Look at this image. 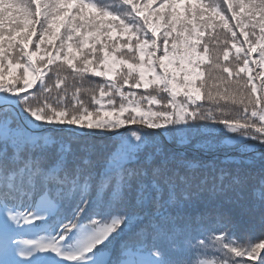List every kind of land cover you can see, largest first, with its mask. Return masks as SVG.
Wrapping results in <instances>:
<instances>
[{"label": "snow or ice", "instance_id": "snow-or-ice-1", "mask_svg": "<svg viewBox=\"0 0 264 264\" xmlns=\"http://www.w3.org/2000/svg\"><path fill=\"white\" fill-rule=\"evenodd\" d=\"M165 139L264 149V0H0V264H264V151Z\"/></svg>", "mask_w": 264, "mask_h": 264}, {"label": "trees", "instance_id": "trees-1", "mask_svg": "<svg viewBox=\"0 0 264 264\" xmlns=\"http://www.w3.org/2000/svg\"><path fill=\"white\" fill-rule=\"evenodd\" d=\"M111 2V0H109ZM234 53V50H233ZM232 58V53H230V59ZM55 81L53 80V83ZM103 82V78L99 77H91L90 82L85 84V88H95L99 83ZM127 91V89H125ZM138 96L145 94L143 89L136 90ZM148 91H151L154 95H157L158 99H161L162 102H166L167 94L163 92H159L155 89H149ZM98 94V93H97ZM69 96H71V91L69 92ZM81 96L85 99V102L87 103L88 100H90L89 96H86L83 92L81 93ZM117 104L119 103V97H116ZM201 103L204 104L205 109L212 108L215 109L218 107V105L214 104L210 101H202ZM220 105L224 106V111L229 117H234L237 115L238 108L237 106H233L230 103L225 104L224 101L220 102ZM94 107V105H90V108ZM154 108L156 106H153ZM217 117H219V113H216ZM211 123V122H208ZM128 127L131 128H137L139 126L137 125H129ZM123 129H121L122 131ZM234 135L231 133L225 132L223 135L220 133H217V136L219 137L220 141H225L229 138V136ZM104 142L108 144L109 146L112 145L113 141L105 139ZM164 144L168 147H175L180 153H182L184 156H186L189 160L193 162H203L207 167L203 168L198 172V175H204L207 176L209 179V183L211 184L212 176L219 173L220 169H224L225 171H246L252 175H255L259 171V152L264 151V149H260L257 145L258 151L256 153L249 152H243V150H240L238 147H235L233 145H222L221 150L216 152H206L197 145L201 143L198 139H193L191 143L187 145H175L173 143H170L167 139H165ZM253 143V142H249ZM255 157V159H253ZM244 161V163H241ZM199 212H203L206 216L211 214V209L213 207L212 201L208 198L207 195L199 202L198 204ZM199 213H197L198 215ZM259 229H257V232ZM192 235H196V225H193ZM237 235L241 238V240L244 239L243 237V231L238 232ZM196 241L194 240L193 243ZM215 259V256L212 254L211 250H209L207 255L197 254L195 250H191L185 254L183 257L185 264L189 260L193 261L194 264L199 259Z\"/></svg>", "mask_w": 264, "mask_h": 264}, {"label": "rangeland", "instance_id": "rangeland-1", "mask_svg": "<svg viewBox=\"0 0 264 264\" xmlns=\"http://www.w3.org/2000/svg\"><path fill=\"white\" fill-rule=\"evenodd\" d=\"M241 150H243V149H241Z\"/></svg>", "mask_w": 264, "mask_h": 264}]
</instances>
